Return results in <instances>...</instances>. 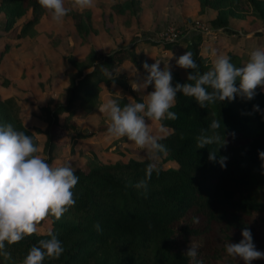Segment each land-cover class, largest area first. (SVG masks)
I'll return each instance as SVG.
<instances>
[{"label": "trees", "instance_id": "1", "mask_svg": "<svg viewBox=\"0 0 264 264\" xmlns=\"http://www.w3.org/2000/svg\"><path fill=\"white\" fill-rule=\"evenodd\" d=\"M198 3L201 12L216 11L211 20L216 27H226L231 17L244 18L247 13L253 16V21L264 22V0H198ZM139 5V0H117L103 15L111 20L117 17L129 20L137 15ZM28 10L31 15L17 23ZM0 12L5 15L0 29L14 37L34 33L33 25L46 13L38 0H0ZM73 18L81 36L93 30L90 9L75 10ZM202 40V33L185 40L144 36L132 39L129 46L108 52L92 48L83 59L73 58L75 72L65 88L64 100L43 106L45 126L25 125L11 112L1 92L0 123H12L32 136L38 147L41 140V156L56 165L57 154L64 144L62 136L70 131L84 138L99 135V132L82 134L78 123L60 118L61 114L72 113L75 108L86 113L99 106L100 81L109 88L111 84L126 87L114 73L127 60L146 75L139 59L144 45L161 44L165 49L182 45L181 52L161 68L168 67L171 71L173 86L186 83L190 71L202 74L212 67L215 56L201 51ZM212 46L218 49L219 44L215 42ZM6 50L7 46L0 49V54ZM186 51L192 53L197 69L177 66L176 59ZM226 55L241 67L238 54L230 50ZM254 105L260 111H254ZM170 111L177 113L178 119L162 122L165 132L157 136L162 137L160 143L167 151L159 155L173 159L177 167L158 165L159 171L152 173L145 190L135 185L144 178L150 159L126 162L86 159L75 168L79 178L72 189L75 205L59 220L49 215L38 225L37 233L20 242L11 245L5 242L11 260L0 256V264L22 262L31 246L50 238L49 231L62 242L65 251L59 258L46 257L43 264H191L184 254L191 241L198 245L197 260L203 264H243L239 258L226 254L224 244L239 242L245 228L251 231L256 248L264 251V161L259 157V152H264V88L258 87L251 100L236 96L231 101L216 100L205 108L194 98L177 93ZM213 120L220 121L219 129L210 127ZM202 129L205 135H218L219 141L197 148L196 138ZM105 130L107 126L100 127V133ZM209 151H215V160H209ZM222 158H226L224 167L220 163ZM97 222L101 231L94 227ZM256 261L264 264L263 259Z\"/></svg>", "mask_w": 264, "mask_h": 264}, {"label": "rangeland", "instance_id": "2", "mask_svg": "<svg viewBox=\"0 0 264 264\" xmlns=\"http://www.w3.org/2000/svg\"><path fill=\"white\" fill-rule=\"evenodd\" d=\"M115 1L94 0L95 7L90 9L93 30L85 37L76 30L73 12L79 9L72 8V0H65V6L72 10L62 23L52 21L46 12L33 25L32 34L29 32L14 37L0 29V49L7 46V50L0 54V92L14 116L25 125H46L43 106L64 100L65 88L75 72L73 58L83 59L92 48L108 52L129 46L132 39L139 40L144 36L155 40H185L202 33V52L216 57L234 51L239 56L241 66L248 60L251 50L264 48V22L253 21L250 13L244 18L231 17L226 27H216L211 21L216 11H199L198 0H139L136 16L129 20L121 17L111 20L103 15V11L107 12ZM30 15L31 10H28L17 19V23ZM4 19L5 15L0 12V27ZM215 42L219 44L218 49H213ZM141 50L139 59L142 65L145 62L149 65L158 62L162 67L181 52L182 45L176 44L170 49L163 48L161 44L144 45ZM114 75L120 77L126 87L111 84L109 88L100 81L99 106L86 113L82 108H75L72 113L60 115L62 119L68 118L78 123L82 134L99 132V135L84 138L73 131L68 132L61 137L64 144L55 163L70 162L75 169L88 158L107 162L149 159L148 153L137 148L126 137H110L107 130L100 133V127L108 124L106 114L99 112L102 103L112 99L122 107L129 102H143L146 94L153 90L151 85L145 90H133L132 86L145 74L128 60L118 67ZM150 127L155 135L163 132L159 123L150 122ZM39 148L38 154L41 155V140ZM157 165L164 168L178 166L176 161L164 155H158ZM252 264L259 262L253 261Z\"/></svg>", "mask_w": 264, "mask_h": 264}, {"label": "clouds", "instance_id": "3", "mask_svg": "<svg viewBox=\"0 0 264 264\" xmlns=\"http://www.w3.org/2000/svg\"><path fill=\"white\" fill-rule=\"evenodd\" d=\"M38 4L56 23H62L72 10L65 6V0H38ZM93 7L94 0H72V8L86 10ZM176 64L183 69L198 68L188 51L176 59ZM142 67L146 75L132 87L134 91H141L153 86L143 102H129L121 107L109 99L99 107V112L107 116V134L110 137H126L149 154L150 162L144 178L135 185L137 189L147 190L152 173L159 171L158 155L167 151L160 143L162 137L153 134L150 122L159 123L160 131H163L165 119H178L177 113L170 111L176 103L177 93L194 98L201 108H205L216 100L231 101L236 96L251 100L256 89L264 87V48L261 47L251 50L241 67L234 65L229 56L217 55L210 70L202 74L190 71L187 82L175 86L168 67L162 69L158 62L151 65L145 62ZM253 110L260 111L259 106L254 105ZM210 127L219 129L220 121L213 120ZM204 132L202 129L196 138L197 148L219 141L218 135L208 136ZM39 152L40 148L32 136L18 130L12 123H0V256L5 260H11V253L5 250V242L11 245L37 233L38 225L49 215L59 220L76 203L72 189L79 178L71 163L51 165ZM259 157L264 161V152H259ZM209 160H215V151H209ZM225 160L222 158L220 161L222 167ZM94 227L101 231L99 222ZM47 235L49 239H41L30 247L22 264H43L46 257L59 258L63 254L62 242L51 231ZM241 235L239 242L224 244L226 254L239 258L243 264L264 259V251L256 248L251 231L245 228ZM184 254L190 258L191 264H203L197 260L198 245L194 242L191 241Z\"/></svg>", "mask_w": 264, "mask_h": 264}, {"label": "crops", "instance_id": "4", "mask_svg": "<svg viewBox=\"0 0 264 264\" xmlns=\"http://www.w3.org/2000/svg\"><path fill=\"white\" fill-rule=\"evenodd\" d=\"M2 13V12H1ZM120 67V66H119ZM165 132V129L163 130V132L161 133V134H159V135H162L163 133Z\"/></svg>", "mask_w": 264, "mask_h": 264}, {"label": "built area", "instance_id": "5", "mask_svg": "<svg viewBox=\"0 0 264 264\" xmlns=\"http://www.w3.org/2000/svg\"><path fill=\"white\" fill-rule=\"evenodd\" d=\"M16 264H22L21 262H19V263H16Z\"/></svg>", "mask_w": 264, "mask_h": 264}]
</instances>
